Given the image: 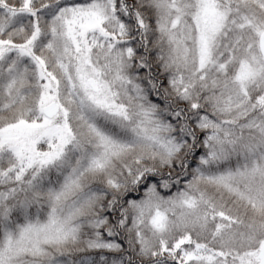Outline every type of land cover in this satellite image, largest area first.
Instances as JSON below:
<instances>
[{"label":"snow or ice","instance_id":"1","mask_svg":"<svg viewBox=\"0 0 264 264\" xmlns=\"http://www.w3.org/2000/svg\"><path fill=\"white\" fill-rule=\"evenodd\" d=\"M0 264H264V0H0Z\"/></svg>","mask_w":264,"mask_h":264}]
</instances>
